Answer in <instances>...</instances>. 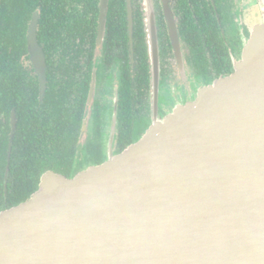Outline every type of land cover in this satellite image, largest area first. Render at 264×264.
Instances as JSON below:
<instances>
[{"label": "water", "instance_id": "water-1", "mask_svg": "<svg viewBox=\"0 0 264 264\" xmlns=\"http://www.w3.org/2000/svg\"><path fill=\"white\" fill-rule=\"evenodd\" d=\"M162 4L180 57L169 0ZM107 14L102 0L99 47ZM145 20L153 127L72 180L48 175L30 200L0 213V264H264V27L232 76L161 117L153 0ZM29 44L44 85L35 23Z\"/></svg>", "mask_w": 264, "mask_h": 264}, {"label": "flooded vegetation", "instance_id": "flooded-vegetation-1", "mask_svg": "<svg viewBox=\"0 0 264 264\" xmlns=\"http://www.w3.org/2000/svg\"><path fill=\"white\" fill-rule=\"evenodd\" d=\"M4 2L5 0H0V13ZM129 2L132 8V22L129 19ZM153 2L161 62L158 114L166 117L178 105L194 102L200 89L234 74L235 66L241 60L254 31L264 27V8L261 0H169L180 46V57H178L162 0H153ZM101 5L102 0H30L28 4L29 8H34L36 11L31 13L29 21L23 22L27 24L26 39L24 44L17 45V55L19 56L23 47L26 49L27 56L23 54L21 60L18 57V61L25 66L26 71L31 73L33 81L25 78L22 81H15L11 84L13 93L25 94L35 105L37 103L35 113H42L41 120H44V117L48 116L45 114L51 113L53 106L63 114L71 116L74 109L78 107V103L73 102L76 94L72 85H76L77 91H83L88 87L87 105L83 110L82 125L76 137L71 170L67 172L61 169L62 171L59 170L60 173H58L49 170L47 166L42 172L40 185L50 174L72 180L90 168L106 164L111 158L119 156L134 145L136 142L123 147L127 141V128L121 119L122 115L129 112V109L139 116L138 128L135 131L140 139L153 127L152 98L148 91L143 93L138 91L134 101L132 100L131 79L138 71H136L138 65L136 46L138 45L135 40L137 26L135 12L137 5H140L145 33H147L145 0H108L105 36L99 47ZM123 6H125V17L122 18L120 16L124 12ZM42 10H45L44 16H42ZM41 20L46 21L45 37L51 41L60 40L63 44L59 45V53L66 51L63 70H60V78L65 76L66 79L55 87H52L51 79L55 72L53 65L56 67L57 62L54 61L51 64L53 52L51 50L49 52L44 44L45 38L41 37ZM108 20L113 21L112 26L115 32L112 34L111 42L108 40L107 33ZM122 20H126L125 28ZM33 23L36 24V42L43 52L45 61L46 82L44 85L40 77L36 75V69L31 60L29 31ZM68 41H73V44L67 49ZM53 43L57 45L56 42ZM90 67L89 79L88 76H84V71L87 72ZM34 75L37 77V83ZM126 79L128 82L123 88L125 104L121 108L122 85ZM193 86H195L194 89ZM13 93H11L12 101L8 99L7 104L15 100ZM91 95L94 97V102L90 107ZM179 98L183 101L180 102ZM173 99L177 105L172 104ZM163 101L166 102V106L163 105ZM4 109L11 111L9 121L11 133L7 150L9 158L18 129V107L7 105ZM106 111L110 113L108 120L104 118ZM39 127L43 130L36 131V135L44 137V140L49 143L48 148L45 145L40 146L42 150L40 155H45L46 158L52 157L50 133L44 126L42 128V124H39ZM60 132L59 130L55 135ZM5 133L2 126L0 130L2 142ZM2 154L1 147V156ZM7 171L6 167V174ZM6 179L5 175L3 183L5 193L8 187ZM0 184H2L1 179Z\"/></svg>", "mask_w": 264, "mask_h": 264}, {"label": "trees", "instance_id": "trees-1", "mask_svg": "<svg viewBox=\"0 0 264 264\" xmlns=\"http://www.w3.org/2000/svg\"><path fill=\"white\" fill-rule=\"evenodd\" d=\"M30 0H5L3 8L0 13V130L6 131L3 137V142L0 138V179L2 184H0V212L5 211L18 206L32 198V196L38 191L41 183L42 172L45 167H49V170H54L60 173L59 170L63 169L65 171L71 170V162L73 160V154L75 152L76 137H78L79 129L82 125V120L84 117V108L87 105L88 87L84 88L83 91H77L76 85H72L75 89V97L73 102L78 103V107L74 109V113L71 116L63 114L55 106L52 108V112L45 114L48 115L41 120L43 116L35 113V108L37 103L29 99L25 94H15L11 84L15 81H22L24 78L26 80H32L31 73L25 70V66L19 63L22 55H26V49L23 47L19 56L17 55V45L20 46L25 43L26 39V29L27 20L30 18L31 13L36 11L34 8H29L28 4ZM122 16L125 17V6ZM137 10L135 12V19L137 22L135 40L137 41L136 51L138 52L136 67V73L132 81V100L139 91L143 93L148 91L151 97V70H150V59H149V47L147 33H145V24L143 22V12L140 9V5H137ZM45 10H42V16H44ZM112 16V14H110ZM29 21V20H28ZM23 22H25L23 24ZM113 21L108 20V40L111 42L112 34L114 32V27L112 26ZM122 23L126 24V20H122ZM23 26L25 28H23ZM46 21L41 20V37L45 38L44 44L53 52L51 54V64L57 62V65H53V77L51 79L52 87L60 84L63 78H60V70H63V63L65 61V52L59 53V45L63 44L60 40H49L45 37ZM125 32V30H124ZM53 42H56L54 44ZM73 44V41H68L67 49ZM57 57V58H56ZM62 58V59H61ZM57 59V61H56ZM27 61V59H26ZM91 66V65H90ZM64 72V71H63ZM85 72L84 76H88L90 79V70ZM59 77L60 79L56 78ZM35 82L37 83V77L34 75ZM57 79L59 81H57ZM71 81L70 79H67ZM128 82V79L123 81L122 85V103L121 108L125 104L124 99V85ZM11 93H13L15 100L7 104V100L12 101ZM17 95V96H16ZM132 101V102H133ZM18 107L17 120L18 129L14 138L13 147L11 151V157L8 158L7 150L9 143V135L11 133V127L9 126L11 111L4 109L5 106ZM33 106H35L33 108ZM138 117L135 112L129 109L125 115H122V123L126 126V143L123 146H129L133 143H137L140 139L139 134L136 133L138 128ZM42 124L44 128L50 133L51 146L50 152L52 157H45V155H40L42 150L40 146L49 147L47 140L44 137H38L36 131H42L39 127ZM59 134H56L58 131ZM74 134L67 135V134ZM135 143V144H136ZM1 147L3 148V156H1ZM123 150V149H122ZM121 150V151H122ZM47 152V150H46ZM9 161V163H8ZM8 165V166H7ZM6 167L8 168L6 174ZM62 171V170H61ZM65 173V172H62ZM5 175L7 176V193H5V188H3V183L5 180Z\"/></svg>", "mask_w": 264, "mask_h": 264}, {"label": "rangeland", "instance_id": "rangeland-1", "mask_svg": "<svg viewBox=\"0 0 264 264\" xmlns=\"http://www.w3.org/2000/svg\"><path fill=\"white\" fill-rule=\"evenodd\" d=\"M261 5H262L263 8H264V0H261ZM263 20H264V16H263ZM194 88H195V86H193V89H194ZM167 92H169V91L167 90ZM179 100H180V102L183 101V99H181V98H179ZM184 100H185V99H184ZM162 103H163L164 106H166V102H165V101H163ZM174 103H175V104H174ZM172 104H173V105H177L174 99L172 100ZM173 105H172V106H173ZM106 109H107V108H106ZM106 109H105V110H106ZM109 115H110V113L106 111V112H105V115H104V118L108 120ZM106 123H107V125H108V121H107Z\"/></svg>", "mask_w": 264, "mask_h": 264}]
</instances>
